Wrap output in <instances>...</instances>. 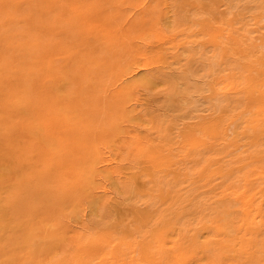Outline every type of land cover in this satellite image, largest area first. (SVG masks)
<instances>
[{"label":"rangeland","instance_id":"374dc122","mask_svg":"<svg viewBox=\"0 0 264 264\" xmlns=\"http://www.w3.org/2000/svg\"><path fill=\"white\" fill-rule=\"evenodd\" d=\"M261 42L264 0H0V264H264Z\"/></svg>","mask_w":264,"mask_h":264},{"label":"bare ground","instance_id":"6f19581e","mask_svg":"<svg viewBox=\"0 0 264 264\" xmlns=\"http://www.w3.org/2000/svg\"><path fill=\"white\" fill-rule=\"evenodd\" d=\"M235 1V0H234ZM248 1H250V0H248ZM252 1V0H251ZM253 1H258V0H253ZM233 2V1H232ZM237 3V2H236ZM86 13V12H85ZM108 15V14H107ZM181 21H182V19H181ZM179 22V21H178ZM183 22V21H182ZM189 22V21H188ZM180 24V23H179ZM184 24V23H183ZM182 24V25H183ZM185 25V24H184ZM162 26V25H161ZM174 28V27H173ZM172 28V29H173ZM163 29H164V27H163ZM166 29V28H165ZM170 29V28H169ZM166 33H168L167 31H165ZM171 33V32H170ZM104 34L105 35H109L110 34V32H108V30L107 29H105V32H104ZM160 35V34H159ZM176 37V36H175ZM169 38V37H168ZM234 38V36H232V39ZM172 39V38H171ZM155 42V41H154ZM37 43V42H36ZM151 43V42H150ZM148 44H149V42H148ZM261 44H264V43H262L261 42ZM259 45V44H258ZM257 44H255L254 46L256 47V46H258ZM262 46H264V45H262ZM259 47V46H258ZM149 48V47H148ZM169 49V48H168ZM169 51V50H168ZM170 52V51H169ZM166 53V52H165ZM189 54V53H188ZM187 54V55H188ZM214 56V55H213ZM210 59V58H209ZM30 62V61H29ZM214 63V62H213ZM209 64H212V60L211 61H209V62H207L206 63V66H208ZM250 66V65H249ZM255 66V65H254ZM153 67V66H152ZM256 67V66H255ZM149 68V64L148 63H145V64H143V66H142V70L144 69L146 72H147V69ZM149 69H151V67L149 68ZM38 71V70H37ZM138 71V70H137ZM151 71V70H150ZM202 71V70H201ZM182 75V74H181ZM46 77V76H45ZM131 77H133L132 75H131ZM190 77V76H189ZM193 78V77H192ZM217 79H219V81H217V82H219L218 84H216L215 86H216V95L219 97V96H221V94H224V91L222 90L223 89V87H224V85H223V83H222V78H217ZM262 79H264V78H262ZM125 80V79H124ZM215 80V79H214ZM185 82V81H184ZM186 82H188L187 80H186ZM197 82V81H196ZM183 83V82H182ZM228 83V82H227ZM186 84V83H185ZM226 84V83H225ZM225 87H226V85H225ZM242 87V86H241ZM205 89V88H204ZM230 89V88H229ZM198 90V89H197ZM188 92L190 95L189 96H191V95H193L194 94V92L196 91V89H195V87H191V86H187L186 88H185V91L184 92ZM179 92V91H178ZM51 94V93H50ZM187 94V93H186ZM196 97V96H195ZM190 98V97H189ZM194 101H195V99H194ZM216 101V100H215ZM197 102H200V101H197ZM141 103V102H140ZM215 103H218V102H214V104ZM257 103H259V102H257ZM219 104V103H218ZM218 104H216V106L218 105ZM255 104V103H254ZM51 105H52V103H51ZM139 105V104H138ZM221 105V104H220ZM219 105V106H220ZM53 106V105H52ZM204 106V105H203ZM219 106H217V107H219ZM137 107V106H136ZM252 107V106H251ZM197 108V107H196ZM193 109V108H192ZM252 109V108H251ZM142 111V110H141ZM250 111V110H249ZM252 114H250L249 116H251ZM253 116H255L254 114H253ZM256 117V116H255ZM251 119V118H250ZM249 119V120H250ZM175 126V125H174ZM159 130V129H158ZM236 131V130H235ZM162 132V131H161ZM161 134V133H160ZM152 135V134H151ZM150 136V135H149ZM152 137V136H151ZM150 137V138H151ZM153 139V138H152ZM139 143H140V139H139V137H133V144H132V146H131V149H135V150H138L139 148H138V145H139ZM145 143V142H144ZM152 143V142H151ZM148 145V144H147ZM262 145V144H261ZM149 147V146H148ZM146 148V147H145ZM172 148V147H171ZM142 151V150H141ZM145 152V151H144ZM129 153V152H128ZM179 153V152H178ZM181 153V152H180ZM135 154V153H134ZM138 155V154H137ZM123 158V157H122ZM134 160V159H133ZM107 163H109V162H107ZM138 166V165H137ZM134 167V166H133ZM138 167H140V165L138 166ZM129 172V171H128ZM127 172V173H128ZM121 175V174H120ZM124 175V174H123ZM144 175V174H143ZM121 177V176H120ZM145 178V177H144ZM128 183V182H127ZM131 183V182H130ZM133 183V182H132ZM169 184V183H168ZM163 185V184H162ZM177 186V185H176ZM132 187H133V185H132ZM219 187H221V185H219ZM130 189V188H129ZM124 191V190H123ZM127 191V190H126ZM173 193V192H172ZM242 192H241V196H242ZM238 195H240V194H238ZM237 195V196H238ZM136 197V196H135ZM134 197V198H135ZM227 199V198H226ZM232 199V198H231ZM127 200V199H126ZM137 200V199H136ZM217 200H219V199H217ZM243 200L245 201V199L243 198ZM257 202H258V199L256 200ZM134 202V201H133ZM260 202V201H259ZM253 203V202H252ZM220 204H222L221 202H220ZM224 204V203H223ZM219 206V205H218ZM227 206V208H228V206L229 205H226ZM249 206V205H248ZM248 206H247V208L245 207V211H246V209H248ZM256 206V205H255ZM224 207V206H223ZM230 207V206H229ZM240 207V206H239ZM251 207V206H250ZM107 208H109V206L107 207ZM243 208V207H242ZM217 209V208H216ZM253 209V208H252ZM214 211V210H213ZM218 210H216V213H218L217 212ZM241 211V210H240ZM215 213V212H214ZM256 213V212H255ZM194 214V213H193ZM231 214V213H230ZM251 215H253V214H251ZM215 216H217V214L215 215ZM254 216V215H253ZM193 217V216H192ZM228 217V216H227ZM229 217H230V215H229ZM236 217V216H235ZM242 217V216H241ZM213 218V217H212ZM243 218V217H242ZM112 219V218H111ZM204 219V218H203ZM228 219V221H229V219L230 218H227ZM238 219L240 220V217H238ZM225 220V219H224ZM223 220V221H224ZM238 220V221H239ZM157 222V221H156ZM210 222H211V220H210ZM218 222V221H217ZM243 222V221H242ZM241 222V223H242ZM100 225H102V224H100ZM158 225V224H157ZM262 226V225H264V220H262L261 219V216H260V218H259V216H258V214H256L251 220H250V222H249V224H248V226ZM156 226V225H155ZM235 227V226H234ZM262 227H264V226H262ZM258 228H261V227H258ZM237 229H239L240 231H243V232H247V226H246V224H245V226L244 225H238V227H237ZM262 229H264V228H262ZM233 230H234V228H233ZM84 231V230H83ZM150 231V230H149ZM208 232V231H207ZM262 232H264V231H262ZM176 233V232H175ZM210 233V232H209ZM240 233V232H239ZM248 233H250V232H248ZM193 234V233H192ZM214 234V233H213ZM258 234V233H257ZM262 234H264V233H262ZM148 235H149V233H148ZM208 235V234H207ZM218 235V234H217ZM246 235V234H245ZM244 235V236H245ZM251 235V234H250ZM173 236V235H172ZM190 236V235H189ZM254 236H255V233H254ZM262 236H264V235H262ZM96 237V236H95ZM145 237V236H144ZM192 237V236H191ZM202 237V236H201ZM224 237V236H223ZM248 238V236H245V238ZM252 236H250V238H251ZM136 238V237H135ZM140 238V237H139ZM146 238V237H145ZM247 238H246V240H247ZM257 238V237H256ZM153 239V238H152ZM152 239H151V241H152ZM157 239V238H156ZM160 239H162V238H160ZM252 239V238H251ZM250 239V240H251ZM253 239H255V238H253ZM256 240V239H255ZM182 241V240H181ZM200 241V240H199ZM248 241H249V239H248ZM258 240H256V242H257ZM134 242H136V241H134ZM235 242V241H234ZM250 242V241H249ZM260 242H261V240H260ZM142 243V242H141ZM145 243V242H144ZM183 243V242H182ZM241 243V242H240ZM248 243V242H247ZM251 243V242H250ZM249 243V244H250ZM199 244V243H198ZM244 244V243H243ZM248 244V245H249ZM260 244V243H259ZM123 245V244H122ZM155 245H157V244H155ZM72 246H74V245H72ZM126 246H127V244H126ZM152 246H154V245H152ZM240 246V245H239ZM250 246V245H249ZM256 246H259V245H256ZM80 247V246H79ZM128 248L127 249H129L127 252H126V250H123V251H125L126 252V260H124L121 264H140L139 263V261L141 260L140 258H138L137 256H136V250H134V249H130L129 248V246H127ZM140 247V246H139ZM138 247V251H139V249H141V248H139ZM155 247H157V246H155ZM200 247V246H199ZM248 247V246H247ZM254 247V246H253ZM137 248V247H136ZM143 248V247H142ZM146 248H147V246H146ZM245 248V247H244ZM262 248V247H261ZM122 249V248H121ZM157 249V248H156ZM156 249H154L153 250V252L154 251H156ZM240 250H242L241 248H239ZM250 249H252L251 247H250ZM254 249V248H253ZM258 249H259V247H258ZM262 250V249H261ZM260 250V251H261ZM122 251V250H121ZM176 251V250H175ZM187 251V250H186ZM149 252H152V250H149ZM156 252H158V251H156ZM257 252H259V251H257ZM75 253V252H74ZM139 253V252H138ZM154 254H156V253H154ZM161 254H163L162 252H161ZM111 255V254H110ZM160 255V254H159ZM209 255V254H208ZM217 255V254H216ZM215 255V256H216ZM256 255L258 256V257H261V256H259V254H257L256 253ZM57 256V255H56ZM166 256V255H165ZM168 256V255H167ZM203 256H204V254H203ZM256 256V257H257ZM60 257V256H59ZM164 257V256H163ZM213 257V256H212ZM122 258V257H121ZM196 258V257H195ZM199 258V257H198ZM215 258V257H214ZM241 258V257H240ZM239 258V259H240ZM254 258V257H253ZM221 259V258H220ZM256 259V258H255ZM241 260V259H240ZM242 261V260H241ZM191 262H193V261H191ZM246 262V261H245ZM248 262H250V261H248ZM247 262V263H248ZM258 262V261H257ZM260 262V261H259ZM53 263V262H52ZM55 263V262H54ZM57 263V262H56ZM254 263H256V261H254ZM253 263V264H254ZM262 263H264V262H262ZM148 264V263H147ZM151 264V263H150ZM175 264H191V263H188V262H185V261H183V260H181V258L180 259H177V261L175 262ZM194 264H198V263H194ZM211 264H224L223 262H218V261H214V260H212V263ZM230 264V263H229ZM251 264V263H250Z\"/></svg>","mask_w":264,"mask_h":264}]
</instances>
